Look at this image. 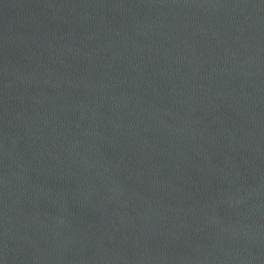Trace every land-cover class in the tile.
Wrapping results in <instances>:
<instances>
[{
	"label": "water",
	"instance_id": "water-1",
	"mask_svg": "<svg viewBox=\"0 0 264 264\" xmlns=\"http://www.w3.org/2000/svg\"><path fill=\"white\" fill-rule=\"evenodd\" d=\"M0 264H264V0H0Z\"/></svg>",
	"mask_w": 264,
	"mask_h": 264
}]
</instances>
